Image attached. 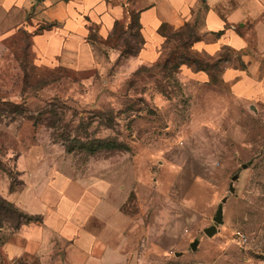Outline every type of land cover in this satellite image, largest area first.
Masks as SVG:
<instances>
[{"label":"rangeland","instance_id":"374dc122","mask_svg":"<svg viewBox=\"0 0 264 264\" xmlns=\"http://www.w3.org/2000/svg\"><path fill=\"white\" fill-rule=\"evenodd\" d=\"M135 14L92 35L83 69L39 68L26 34L0 32V197L34 215L68 177L87 212L79 232L15 257L3 224L0 264H264V102L224 78L242 54L195 48L192 23L147 51Z\"/></svg>","mask_w":264,"mask_h":264},{"label":"crops","instance_id":"0c3cea01","mask_svg":"<svg viewBox=\"0 0 264 264\" xmlns=\"http://www.w3.org/2000/svg\"><path fill=\"white\" fill-rule=\"evenodd\" d=\"M132 11L139 15L147 51L165 41L162 26L178 30L192 23L201 33L195 48L213 56L225 47L240 52L247 68L229 66L224 78L238 98L264 102V0H0V32L26 34L39 68L83 69L93 62L91 29L107 38L117 23L130 21ZM45 26L51 28L40 30ZM195 75L207 80L206 72ZM56 181L60 201L30 209L44 222L18 230L16 243L5 246L9 256L41 248L55 233L61 238L82 229L87 213L83 187L68 177Z\"/></svg>","mask_w":264,"mask_h":264},{"label":"trees","instance_id":"16d2710c","mask_svg":"<svg viewBox=\"0 0 264 264\" xmlns=\"http://www.w3.org/2000/svg\"><path fill=\"white\" fill-rule=\"evenodd\" d=\"M138 23L141 29L140 25V20H139V15L135 14ZM134 16V15H133ZM119 25V23L116 24L114 31L116 30V27ZM186 27L189 26V24L185 25ZM51 28L49 27H41L40 30L48 29ZM170 29V27L164 25L161 28V33L165 34V31L167 29ZM97 31L92 28L91 29V34L88 38L89 43L92 44V35L96 33ZM197 71H203V72H208L207 70L203 68H198ZM108 146H114V145H107ZM42 217L39 215H30L26 213L25 211L21 210L18 206H16L13 202L8 201L7 199H4L0 197V228L2 227L3 224H9L11 225V229L13 231H18L20 230L23 226L25 225H30V224H42Z\"/></svg>","mask_w":264,"mask_h":264},{"label":"water","instance_id":"95a60500","mask_svg":"<svg viewBox=\"0 0 264 264\" xmlns=\"http://www.w3.org/2000/svg\"><path fill=\"white\" fill-rule=\"evenodd\" d=\"M247 167H248V165H244L243 169H246ZM238 179H239V175H235L232 180L237 181ZM230 192L233 194L235 193V188L233 185L230 186ZM227 201H228L227 198L223 199L222 204L219 205V207H218V210H217L216 215L214 217V222L217 225H221L224 222L223 204H225ZM204 232L208 237H213L218 232V227L214 225L212 227L205 229ZM199 245H200V241L196 240L193 243H191L190 247H191L192 251H197ZM181 255H182L181 253L176 254L177 257H180Z\"/></svg>","mask_w":264,"mask_h":264}]
</instances>
